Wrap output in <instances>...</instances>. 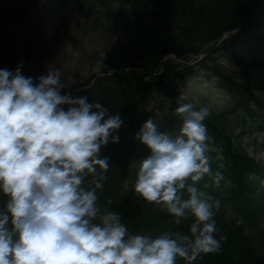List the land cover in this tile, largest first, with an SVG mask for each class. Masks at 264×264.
<instances>
[{"label":"clouds","instance_id":"obj_1","mask_svg":"<svg viewBox=\"0 0 264 264\" xmlns=\"http://www.w3.org/2000/svg\"><path fill=\"white\" fill-rule=\"evenodd\" d=\"M22 66L0 68V264H178L220 249V200L200 184L223 179L212 169L205 123L224 103L214 79L201 72L181 86L178 129L161 130L150 117L135 133L150 151L131 161V191L176 225L190 218L188 232L153 234L130 231L116 209L98 203L110 168L101 148L119 141V112L62 93L59 68L34 82Z\"/></svg>","mask_w":264,"mask_h":264},{"label":"trees","instance_id":"obj_2","mask_svg":"<svg viewBox=\"0 0 264 264\" xmlns=\"http://www.w3.org/2000/svg\"><path fill=\"white\" fill-rule=\"evenodd\" d=\"M119 1L132 11V18L121 26L127 40H121L102 63L103 69L128 68L130 71L100 77L79 93V96H87L89 102L100 101L109 107V114L119 112L123 120L117 130L119 141L110 140L102 146V156L109 157L110 168L104 187L98 190V203L105 209H116L133 232L157 234L169 228L188 232L190 218L176 225L169 213L131 191L134 176L131 161L141 159L150 151L135 136L148 118L157 116L148 110L150 103L167 101L173 94L179 96L175 86L196 69L167 61L164 72L157 78L153 75L169 53L189 61L211 43L218 42L225 33L242 25L241 31H246L264 8V0H259L248 20L256 0ZM226 43L217 52L223 51ZM25 46L30 57L31 42L27 40ZM16 56L19 58L0 36V68L8 69L9 63L17 60ZM212 59L213 56L200 66H208L217 75L229 100L224 109L213 111L205 121L212 146L210 155L215 157L212 169L221 171L223 179L219 186L209 177L200 184L208 183L207 190L220 200L215 216L216 235L226 239L221 240L218 251L200 253L194 260L179 258L178 264H264V165L248 154L243 142L247 131L236 134L232 114L235 119L240 115L246 119L249 115L264 116V80L253 83L245 79L247 75L239 78L234 71L218 63L208 64ZM234 59L242 72H253V64L238 57ZM141 74L152 80L145 81ZM229 105L231 108L235 105L233 111ZM63 107L66 109L68 105ZM158 109L159 114L166 110L165 107ZM3 199L0 195V201Z\"/></svg>","mask_w":264,"mask_h":264},{"label":"rangeland","instance_id":"obj_3","mask_svg":"<svg viewBox=\"0 0 264 264\" xmlns=\"http://www.w3.org/2000/svg\"><path fill=\"white\" fill-rule=\"evenodd\" d=\"M131 17L130 10L119 0H0L1 37L7 48L19 56L9 63L8 69L15 70L23 62L22 74L24 72L25 76H32L34 82H38V77L46 74L50 67L59 68L61 78L66 82L62 93L74 95L78 86L102 71L104 56L123 40L117 23L127 22ZM27 40L31 42L30 57L26 52ZM226 44L210 65L219 63L239 78L247 75L245 79L253 83L264 80V9L247 31L231 36ZM211 47H205L197 56ZM235 55L253 64V72H242ZM202 69L201 72L214 79L216 87L223 92L216 78ZM183 84H179L178 90L181 91ZM228 102L225 94L224 103L214 107L213 111L224 109ZM160 104L166 105V110L163 114L156 110L154 118L161 130L178 129L182 118L174 114L178 106L176 96L173 94ZM234 106H230L232 111ZM152 108L155 110V105ZM232 114L236 134L247 131L243 135L245 147L251 156L264 163V116L249 115L246 119L240 115L235 119Z\"/></svg>","mask_w":264,"mask_h":264},{"label":"water","instance_id":"obj_4","mask_svg":"<svg viewBox=\"0 0 264 264\" xmlns=\"http://www.w3.org/2000/svg\"><path fill=\"white\" fill-rule=\"evenodd\" d=\"M231 35V33H229L227 36H230Z\"/></svg>","mask_w":264,"mask_h":264}]
</instances>
